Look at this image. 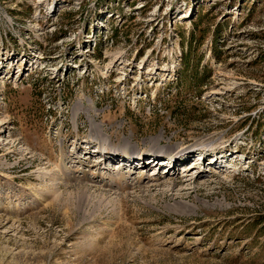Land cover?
I'll return each mask as SVG.
<instances>
[{"label": "rangeland", "instance_id": "obj_1", "mask_svg": "<svg viewBox=\"0 0 264 264\" xmlns=\"http://www.w3.org/2000/svg\"><path fill=\"white\" fill-rule=\"evenodd\" d=\"M0 264H264V0H0Z\"/></svg>", "mask_w": 264, "mask_h": 264}, {"label": "bare ground", "instance_id": "obj_2", "mask_svg": "<svg viewBox=\"0 0 264 264\" xmlns=\"http://www.w3.org/2000/svg\"><path fill=\"white\" fill-rule=\"evenodd\" d=\"M82 113L83 112H81L80 114H82ZM85 113H86L87 118H88V121L86 123H87L88 127L90 128L89 137L87 139L88 142H90V143L92 142L94 144L96 143L97 145H102L107 149V151L106 150H103V151L98 150V155H99L98 160L102 159L103 157L106 160L112 158V162H111L110 166L113 167L118 162L117 159H115V158H118L119 160H121V158H122L123 162L120 163L121 168H120V172H118L119 174H121L120 176H125V174L123 173V170L125 168H130L133 171V170L138 169L137 166H139L140 168L142 167L143 170H145L148 167V165L151 166V164H155V166H156V165H159V162H161L160 163V164H162L161 168L153 173V175H155V178L152 179L151 177L148 176V179H150L149 182H152V181L154 182V180L156 181L154 184H149V187L150 186L151 187L152 186H154V187L165 186L166 188H163V190L165 192H169L174 197L184 198V197H191L192 196L191 191H189L190 189L195 188L194 187L195 181L192 178H190V175H191L190 173H191L192 169L186 168L185 170H182V171L178 170L177 171L176 167L178 166V164L180 162L184 161L185 157H187L189 155H194V153H196L195 149L191 150V149L184 148V149H181V150L176 151V152H173L172 151L173 149H171V150L166 152V151H161L159 149H155L154 147H151L150 149H143L142 148L138 154V157H137V152L134 150V148H132V145L129 142L121 141L118 144H114L112 142L107 141L106 137L104 135H102V131H104L105 127H102L97 122L98 119L101 118V115L99 112L95 113V112H91V110H90V111H87ZM102 121L109 124L111 122V119L108 117H104L102 119ZM108 133L110 134V136H113V134L115 133V130H114V132H112L110 130ZM200 151L202 152V151H204V149H200ZM200 154H202V153H200ZM89 159H91V157H87L88 162H89ZM148 159H150L151 162H148L147 161ZM217 160H218V158H216V161ZM201 162L202 161H200V163ZM100 163H101V160L98 162V165ZM92 166L94 167L95 165H92ZM162 167H168V170L161 172ZM193 168H196V165H194ZM55 177H57V176H55ZM109 177L112 179L113 175H111ZM179 177H183L184 179L178 180ZM164 178H165V180H164ZM68 179H74V180L76 179L77 180L78 178L71 176ZM179 185H184V186H182L180 188ZM85 186H86V188L87 187L90 188L93 185L92 186L85 185ZM137 186H139V184L137 183V181L135 179L133 181L128 182V184H126L127 188H135L136 189ZM178 187H179V189H177Z\"/></svg>", "mask_w": 264, "mask_h": 264}, {"label": "trees", "instance_id": "obj_3", "mask_svg": "<svg viewBox=\"0 0 264 264\" xmlns=\"http://www.w3.org/2000/svg\"><path fill=\"white\" fill-rule=\"evenodd\" d=\"M216 40V39H215ZM216 48L218 47L217 45L215 46ZM186 59H187V54H185V55H183V64H185V63H187L186 62ZM198 80L199 81H203V78L202 77H200V78H198ZM169 95H170V93H169ZM167 99V98H166Z\"/></svg>", "mask_w": 264, "mask_h": 264}]
</instances>
